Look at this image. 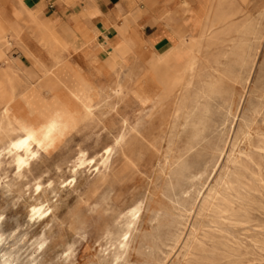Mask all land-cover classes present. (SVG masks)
Masks as SVG:
<instances>
[{
    "label": "bare ground",
    "instance_id": "6f19581e",
    "mask_svg": "<svg viewBox=\"0 0 264 264\" xmlns=\"http://www.w3.org/2000/svg\"><path fill=\"white\" fill-rule=\"evenodd\" d=\"M62 1L68 7L69 22L54 27L49 20L41 19L38 11L27 7L24 0H0V186L10 187L3 166L12 170L13 181L26 178L33 163L54 146L64 144L101 109L105 115L117 111L116 119L109 124L111 130L119 131L114 144L138 156L146 145L140 137L155 131H151L155 114L160 113V126L176 124L182 118L184 129L190 131V153L206 139L209 107L203 101L222 95V83L213 82L206 70L221 60L230 61L225 77L232 80L235 67L251 68L254 64L251 43L255 26L238 22L245 0H205L198 12L193 10V0H130L133 6H129L126 17L104 15L92 0H85L86 6ZM141 5L149 16L158 15L170 28H180L179 21L183 26L190 20L185 28L195 29L192 33L186 31L187 35L183 33L175 43L157 48L156 43L150 44L139 24ZM113 37L118 39L117 47H109ZM12 47L21 52L25 63L11 60L8 53ZM224 96L227 114L231 115L233 99L228 94ZM127 97L133 107L118 111V105ZM113 98L117 103L112 102ZM148 108V121H144L142 116ZM259 115H264V102L246 124V140L252 138ZM257 151L264 152V145ZM110 154V146L98 158L79 151L72 162V177L79 171H89L95 163L96 170L104 168ZM232 164L233 169L224 174L219 188L204 203L206 221L189 247L185 264H250L256 257L264 259V221L256 216H264V162L256 160L252 153H241ZM42 186L41 178L33 181V198ZM47 201L38 197L32 202L28 222L47 217ZM139 204L127 209L122 224L107 230L103 238L106 251H114V262L125 259L129 234L141 209ZM1 238L0 233V242ZM45 245H37L38 253ZM12 257H2L0 264H12Z\"/></svg>",
    "mask_w": 264,
    "mask_h": 264
},
{
    "label": "rangeland",
    "instance_id": "374dc122",
    "mask_svg": "<svg viewBox=\"0 0 264 264\" xmlns=\"http://www.w3.org/2000/svg\"><path fill=\"white\" fill-rule=\"evenodd\" d=\"M50 3L53 6L54 1ZM240 8L241 18L237 21L256 27L251 43L254 64L251 68L235 67L233 77L236 79L232 80L225 77L230 61L221 60L219 65L212 64L206 70L213 82L222 83V95L210 102L203 101L209 107V124L206 139L197 151L188 152L190 131L184 129L182 118L176 124L160 126L158 113L152 119L155 127L152 126L151 131H155L145 132L140 137L142 144L147 145L143 146L144 153L138 156L131 149L125 152L124 148L114 144L119 131L109 128L111 121L116 119L117 111L113 110L110 115L103 114V109L95 112L92 121L85 127L74 131L64 144L54 146L33 163L26 178L13 181L12 170L3 166L10 187L0 186L1 262L2 257L13 256L12 264H185L189 247L206 221L202 212L204 203L219 188L225 173L233 169L234 159L241 153H252L256 160L264 162V152L257 151L264 145V115L256 117L252 138L246 140L244 136L247 122L255 117V111L264 102V0H245ZM54 11L55 8L49 7L46 15ZM146 33L151 35L153 30L147 28ZM178 33V39L183 37V33L187 35L182 27L178 28ZM163 44L159 42L156 47ZM8 55L11 60L25 63L15 47ZM223 94L233 99L231 115L227 114L228 106L223 100L227 96ZM115 99H112L114 104L117 103ZM131 107L132 100L127 97L117 110H129ZM147 110L142 116L144 121H148L150 108ZM106 146L111 148V157L104 168L96 170L95 163L89 171H79L75 175L77 177H72V162L79 151L98 158L103 155ZM36 178H41L43 186L41 194L33 198L31 185ZM38 197L44 201L49 198V211L46 218L31 223L30 220L28 222V212ZM138 204L141 209L132 227L134 230L127 239L124 255L127 261L119 258L114 262V251H106L103 238L107 230L122 224L127 209ZM256 216L264 221V216L260 217L258 213ZM41 242L46 245L44 248L41 246L38 253L37 245ZM68 248L71 250L68 251ZM260 258L256 257L250 264H264V259Z\"/></svg>",
    "mask_w": 264,
    "mask_h": 264
},
{
    "label": "crops",
    "instance_id": "0c3cea01",
    "mask_svg": "<svg viewBox=\"0 0 264 264\" xmlns=\"http://www.w3.org/2000/svg\"><path fill=\"white\" fill-rule=\"evenodd\" d=\"M51 1L52 0H24V3L27 7H31L35 11H38V15L40 16V18L42 17L41 19L43 20L45 19L49 20L54 27H59L64 23H68L69 16H67L68 7L66 3H64V1L62 0H53L54 3L53 6H51L50 3ZM68 1L75 2L79 5L81 4V6L87 5V2L85 0H68ZM92 1L98 7L100 12L104 15H121L123 17H126L130 12L129 6L130 5L133 6V3L130 2V0H92ZM193 1H194L193 10L195 12L196 11L198 12L200 6L205 5L206 2L205 0H193ZM49 7L55 8V11L48 16L46 15V11ZM140 10L142 13H140L141 19L139 20V24L143 26L144 36L148 39L150 44H154V43L158 44L159 42L164 44H169V42L175 43L178 40V34H179L178 27H176V29L173 30L170 28L169 25L162 22L158 15L149 16V13L147 11H144L143 5L140 6ZM189 22L190 20H188L186 24L187 26ZM181 24L182 22L179 21L177 26L181 27L182 26ZM186 25H183L182 27L186 29L188 33H192L195 27L193 28V30L192 29L190 30V27L185 28ZM147 28L149 29L152 28L151 30H153V33L151 35H148L146 33ZM118 44H119L118 39L116 37H113L110 41L109 47H117Z\"/></svg>",
    "mask_w": 264,
    "mask_h": 264
}]
</instances>
